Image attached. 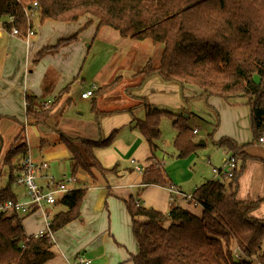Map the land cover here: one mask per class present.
I'll list each match as a JSON object with an SVG mask.
<instances>
[{"label": "trees", "instance_id": "obj_1", "mask_svg": "<svg viewBox=\"0 0 264 264\" xmlns=\"http://www.w3.org/2000/svg\"><path fill=\"white\" fill-rule=\"evenodd\" d=\"M26 10L37 14L40 24L46 20L75 23L89 17L98 21V30L109 27L132 41L161 44L158 65L149 61L134 75L142 78L141 83L157 77L164 83L195 87L198 97L206 99L228 101L243 97L250 108L252 144L264 136V0H0V17H14L12 23L5 25L10 32L13 28L26 32ZM34 23L32 20L35 27ZM85 28L59 40L54 47L44 48L36 61L78 41ZM142 105L146 116L135 127L153 152L158 148L161 120L167 117L178 133L174 141L177 157L184 159L196 153L200 145L189 125V116L160 110L147 102ZM92 111L100 117L96 105ZM57 112L51 107L36 108L32 97H27L26 126L47 125ZM25 128L4 159L13 172V159L28 152ZM58 133L71 155L74 174L82 172L94 181V171L102 175L113 172L102 167L94 150L108 145L115 132L103 142ZM215 144L234 156L237 168L227 183L209 181L195 191L194 199L204 208L201 218L175 204L163 214L137 205L134 200L126 203L139 247L138 254L132 257L133 264H264V219L252 217L264 198L255 202L237 198L240 177L251 158L245 152L247 146L230 138ZM157 164L143 172L142 183L171 186L165 169ZM17 180L12 173L10 185L0 190V203L16 199L11 185ZM86 190H72L61 199L59 204L65 211L54 214L49 232L41 236H26L22 218L17 214H0V264L50 261L54 257L52 233L80 219ZM236 247L243 253L239 260L234 256Z\"/></svg>", "mask_w": 264, "mask_h": 264}, {"label": "crops", "instance_id": "obj_2", "mask_svg": "<svg viewBox=\"0 0 264 264\" xmlns=\"http://www.w3.org/2000/svg\"><path fill=\"white\" fill-rule=\"evenodd\" d=\"M34 15H36L33 19L34 25L39 29L29 41L12 35L6 28H0V128L6 123L13 124L14 127H22L9 144L0 130V182L7 175V181L0 184V190L10 185L12 173L19 178L21 165L29 152L28 146L27 154L24 155L21 164L17 165L14 172L11 168L8 174L4 172V169L8 167L4 164L5 156L21 133L23 126L26 127L27 97H32L36 108H41L45 102H50L51 104L46 108L51 107L53 112L58 111L51 120H57V131L66 136L103 142L111 134L116 133L108 145L97 147L94 150L102 167L113 170L107 175L96 173L93 177L95 183H92L94 181L89 175L82 172L74 174L71 155L68 149L58 142V139L56 141L41 139L42 144L47 143L55 146L50 145L51 147L44 151V155L38 156L35 160L32 158L39 165H47V168L42 169L39 175L53 177L56 181L73 179V182L68 184L70 191L87 189L80 207V219L74 220L64 228L52 233L51 252L54 257L45 264H68L82 257L88 261V264H133L132 257L138 254L139 247L132 233V219L126 207V203L130 200H134L137 205L154 209L163 214H167L170 207L175 204L189 210L197 217L203 216L204 208L200 204L195 205L187 202L186 197L194 198V193L200 186L209 181H217L219 177L214 170L221 171L228 155L231 154L220 148V151L223 150V158L217 165L212 164L210 157L202 155L201 159H207V164L211 165L212 177L203 178V180H199V177L196 180L195 171L197 168H189V160L179 159L176 155V158H166L163 149L161 150L157 145L158 140L156 141L158 148L154 152L152 151L146 139L135 127L137 121L145 118L146 110L142 107L138 111L126 110L127 106L130 107L134 104L133 100L129 99V95L145 96L150 105L155 108H168L177 114L189 116L190 126L194 132L197 131L195 134L197 140L199 143L205 142L204 145H200L201 148L207 147L206 137L211 139L214 144L222 138H230L240 146H247L245 152L251 158L248 159L244 174L240 177L237 198L243 202H255L264 198V144H252L250 108L247 105V99L236 98L220 101L209 98L211 106L216 107L222 115V119L220 114V117L218 116L220 126L217 129L220 127V133L215 137L208 130L204 137L199 138L202 125L196 121L198 119L195 114L189 109L186 111L188 105L183 104L181 96L178 95L180 93L177 92V86L164 83L159 78L153 77L144 83H140V80L134 83L133 87L138 88V91H133L132 94L131 91H127L133 87L126 88L124 83H120L124 81L120 80V77L108 83L100 81L101 70H97L91 77V79H98V82L94 80L96 90L93 96L89 99H82V93L90 90V88L82 87L80 98L77 100L85 104L91 101V108L96 105L101 121L98 125L97 121L89 124L80 123L75 118L65 117L67 107L75 104L72 97L74 88L81 86L84 82L80 79V73L86 51L80 45L79 40L84 39L82 35L91 24L95 23L94 36L101 28L98 30V21L89 17L82 18L85 22L81 19L79 23L46 20L40 24L39 16ZM86 23L88 26L80 32L78 41L68 44L54 53L45 54L36 61L37 55L44 48L54 47L59 40L72 37L85 27ZM67 28H71L70 32ZM91 45L88 47L90 48ZM152 62L158 65L155 60ZM102 87L107 88L99 91ZM194 94L197 97L199 92L194 91ZM138 100L135 103L141 105V100ZM230 106L234 108L231 109ZM213 112L215 110L209 111V114ZM226 112L229 114L232 112L229 132L223 131L226 119L224 113ZM79 115L83 116V113L80 112ZM192 118H194V122H190ZM207 121L210 126H213L214 123L217 124L215 116L212 115L208 117ZM48 124L34 126L47 128L50 127ZM88 130H91V134ZM40 133L45 134L43 131ZM97 134L100 138H97ZM177 134L175 133V138ZM154 163H158L165 169L171 180V186L144 185L142 183L143 172ZM136 166L141 167L143 172L136 171ZM40 183L44 184L47 181L41 178ZM11 189L16 199H25V189L17 182L11 185ZM66 194H60L58 203L48 207L45 211L46 216L42 212H35L22 217L26 236H38L41 232L47 231L48 224L54 214L65 211V207L59 203ZM252 217L264 219V202L258 210L252 213ZM262 250H264L263 247Z\"/></svg>", "mask_w": 264, "mask_h": 264}, {"label": "rangeland", "instance_id": "obj_3", "mask_svg": "<svg viewBox=\"0 0 264 264\" xmlns=\"http://www.w3.org/2000/svg\"><path fill=\"white\" fill-rule=\"evenodd\" d=\"M34 17H36V15H33V19ZM80 21L81 20H79L78 23ZM82 21L85 22V20L83 19ZM87 24L88 23H86L85 26H87ZM38 29L39 28H36V34H37ZM67 29H68V32H70L71 28H67ZM94 30H95V23L91 24L87 29H85L84 34L82 35V38L84 39L79 40L80 45L86 51V56H84L83 58V67L80 73L81 75L80 79H82L84 82L81 86L79 85L80 87L78 86L77 88H74L73 96L72 95L71 96L74 98L75 104L71 105L70 107H67L65 117L75 118L76 121H79L80 123H83V124L94 123V121L95 122L97 121L98 122L97 125H98L100 124L99 121L101 120H100V117L96 116L95 113L92 111L91 101H88L85 104L84 102H79L77 100L78 98H80L81 88L83 87L85 89L87 88L91 89L95 85V83L98 82L97 81L98 79L97 80L91 79V77L95 75V72L97 70H101L100 78H99L100 81H105L106 83L110 81L112 82L116 80L118 77H120V80L121 79L124 80L122 82H120L119 80L118 83L119 82L124 83L126 88L133 87L134 83H136L139 80L141 83L142 78L136 77L134 75L138 73L143 67H145L149 61L152 62L153 60H155V63L157 64L161 57L163 46L158 43H153L150 40L137 42V41H132L127 38H123L117 31L109 27H102L100 31L98 32V34L95 36H94L95 34ZM91 42H93V45H91ZM89 45H91L90 48L88 47ZM94 80H96V82ZM168 84L178 87L177 92L179 91L180 93L178 95L181 96V100L183 101V104L185 103V106L188 105V108H186V111H188L189 109L193 114L197 116L198 120L196 121H199V123L202 125V131L200 132V135H198V137L199 138L204 137L205 132L208 130L211 131L212 136L216 137L220 133V127L219 129H217L218 126H220L218 124L219 123L218 116L220 114L221 119H222V115L216 107L211 106V104L209 103V98L206 99L204 97L194 96L195 95L194 91H197V88L195 87H192V86L182 87L179 83H168ZM137 89L138 88L133 87L127 92L131 91L133 94V91H138ZM128 97L134 102V104L131 105L130 107L125 105L127 106L126 110H129V111H138L140 107L143 108L144 106L142 105V103L147 102L148 104H150L147 101V97L142 96V95L135 96L133 94V95H129ZM120 98H121V94H120ZM210 98L220 100V101L224 100L218 97H210ZM240 98H243V97H239L238 99ZM138 99L141 100L142 102L140 103L141 105H139V103L138 104L135 103L139 101ZM230 107L231 109L234 108L233 106H230ZM160 110H166V111L175 113L174 111L168 108L167 109L162 108ZM212 110H215V112H213L214 114L213 113L209 114V111H212ZM80 112L83 113V116L79 115ZM224 114H225L224 117L226 119L224 121L223 131L229 132L230 127H231L230 115H232V112L231 114H229L228 112ZM211 115L215 116V120L217 121V124L214 123L213 126H210L208 124L209 121H207L208 117H210ZM193 119L194 118L190 119V122H194ZM50 123L51 124H48L50 125V127H47V128L42 127L43 130H41L42 128L38 126H34V125H28L26 126L27 128H25L26 137H27L28 146H29L28 156L32 155V158L34 160L38 158V156L44 155V151L48 149L49 147H51L50 145H52L53 147L55 146L53 144H47V143L42 144L41 139H44L45 141H56L58 139V142L61 143L59 133H58L59 131H57V124H56L57 120L53 119L50 121ZM21 128L22 127L20 126L14 127L13 124H8V123H6L4 126L0 128V130L3 132L2 134H4L5 136V140L7 144L13 141L12 139L13 136H15ZM41 131H43L45 134H41L40 133ZM88 132L91 134V130H88ZM160 132H161L160 139L157 141L158 147L161 150L163 149V153L164 155H166V158L167 157L176 158L175 155L178 156V152L174 147V141L176 139L174 136H175V133H177V130L175 129L172 121L169 118L167 117L162 118L161 123H160ZM43 135H46V136L44 137ZM98 137L99 135L97 134V138ZM205 139L208 142L207 147H204V148L200 147L201 149L199 148L196 151V153L190 155L187 158L182 159V160L190 161L189 168L191 169L197 168V170L195 171L197 175L195 178L196 180L199 177H200L199 180H203V178L212 177L211 165L207 164V159L205 160L201 159L202 155H205V157H210L213 165L219 164L223 158V150L220 151V148L214 143H212L211 139L207 137ZM198 143H199V140H198ZM15 144H17L16 141L14 142L12 146H14ZM258 144H261V143L259 142ZM61 145L63 146V144ZM41 148H43L42 151H41ZM31 151L33 154L31 153ZM23 158L24 156L22 154L15 157L12 162V167H17L19 163L21 164ZM9 171H10L9 166L4 169V172L6 174H8ZM94 172L98 173L96 171ZM6 177L7 175L5 176V178L4 177L2 178V181L0 182V184L6 183L7 181ZM225 182L227 183V181ZM262 247L264 249V242L262 244Z\"/></svg>", "mask_w": 264, "mask_h": 264}, {"label": "built area", "instance_id": "obj_4", "mask_svg": "<svg viewBox=\"0 0 264 264\" xmlns=\"http://www.w3.org/2000/svg\"><path fill=\"white\" fill-rule=\"evenodd\" d=\"M34 7H37V3H34ZM25 13L28 21V27L26 32L20 33L17 28H13L11 33L14 36H18L26 41H29V39L36 35V27L32 25L33 14H31L28 10H26ZM13 20V16H9L5 19L0 17V28H5V25L12 23ZM95 90L96 87L93 86L92 89L82 93V99L91 98ZM50 104V102H45L43 107L46 108ZM194 133H197V131H195ZM260 143L264 144V136L260 139ZM46 168V164L39 165L32 159L31 156L26 155L21 165V175L17 180V184L25 189V199H15L12 201L0 203V214L13 213L17 214L19 217H23L31 215L35 212H42L46 216L45 211H47L48 207L57 204L59 195L68 193L70 191V189L68 188V184L73 182V179L71 178H68L64 181H56L53 177L47 175L43 177L40 176L39 172H41L42 169ZM236 168L237 165L235 163L234 156L228 155L224 168L221 171L214 170L216 175L219 177L217 181L230 180L233 177ZM135 169L138 172H143L142 168L139 166H136ZM41 178H44L47 183L41 184ZM172 191L176 192V190L173 189ZM186 201L195 205L198 204L192 196L186 197ZM49 224L47 227V231L41 232L38 236L49 232ZM24 240L26 241L27 238ZM234 256L238 260L242 258L243 253L240 251L239 247H236L234 249ZM68 264H88V261L82 257L72 262H69Z\"/></svg>", "mask_w": 264, "mask_h": 264}, {"label": "water", "instance_id": "obj_5", "mask_svg": "<svg viewBox=\"0 0 264 264\" xmlns=\"http://www.w3.org/2000/svg\"><path fill=\"white\" fill-rule=\"evenodd\" d=\"M205 144V142L204 141H201L200 143H199V145H204Z\"/></svg>", "mask_w": 264, "mask_h": 264}, {"label": "bare ground", "instance_id": "obj_6", "mask_svg": "<svg viewBox=\"0 0 264 264\" xmlns=\"http://www.w3.org/2000/svg\"><path fill=\"white\" fill-rule=\"evenodd\" d=\"M22 218V217H21Z\"/></svg>", "mask_w": 264, "mask_h": 264}]
</instances>
